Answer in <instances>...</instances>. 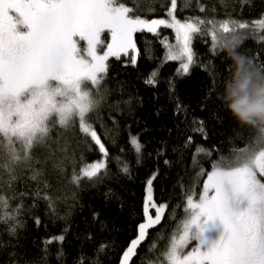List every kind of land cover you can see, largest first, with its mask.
<instances>
[{
    "label": "trees",
    "instance_id": "obj_1",
    "mask_svg": "<svg viewBox=\"0 0 264 264\" xmlns=\"http://www.w3.org/2000/svg\"><path fill=\"white\" fill-rule=\"evenodd\" d=\"M120 2L133 8L130 15L148 20L167 19L171 7L170 0ZM173 14L182 22L201 18L248 23L247 29H237L243 34L238 51L264 64V26L259 23L264 0H177ZM157 32L136 33L140 55L135 65L131 52L109 58L99 93L92 90L102 99L87 119L105 144L107 157L80 131L78 120L62 128L53 118L48 137L31 149L29 165L16 168L15 180L9 181L0 168V196L7 200L0 216L15 217L0 219V264H121L123 252L137 238L138 225L145 222L146 182L153 174V200L167 209L130 264H166L162 254L178 235L187 195L194 192L198 199L212 163L256 133L232 116L223 97L245 78L254 86L264 77L246 67L234 80L232 61L211 49L210 36L199 34L191 44L194 63L183 75L181 60L166 59V45L177 47L174 30L161 26ZM154 70L158 74L152 86L145 80ZM200 120L207 139L194 131ZM131 137L143 146L139 157ZM99 162L106 168L97 177L83 176L86 167ZM125 164L128 173L122 170ZM150 214L155 210L150 208ZM60 236L62 242L56 239ZM102 244L106 247L100 251Z\"/></svg>",
    "mask_w": 264,
    "mask_h": 264
},
{
    "label": "snow or ice",
    "instance_id": "obj_2",
    "mask_svg": "<svg viewBox=\"0 0 264 264\" xmlns=\"http://www.w3.org/2000/svg\"><path fill=\"white\" fill-rule=\"evenodd\" d=\"M170 5V19L148 20L130 15L133 8L120 0H0V168L9 181L16 179L18 166L29 165L31 149L48 137L53 118L62 128L78 120L80 131L90 136L104 157L108 156L87 119L102 97L94 95L88 85L99 93L109 57L120 59L131 52L135 65L140 55L136 33L158 35L161 26L173 29L180 46L166 45V59L181 60V74L187 75L194 63V34L210 36L215 51L229 36L241 40L243 34L237 29L249 27L246 22L228 19L191 18L182 22L173 14L177 0H170ZM206 23L210 27H202ZM259 23L264 26V20ZM104 33L109 34L110 42L102 39ZM101 46L106 49L103 54L98 53ZM248 61L254 73L264 77V64L251 58ZM157 74L154 70L145 83L155 86ZM176 112H181V105L177 104ZM195 123L199 126L194 131L207 139L204 121ZM255 129L245 144L212 163L198 199H194V192L187 195L186 215L178 235L162 254L167 264H264V182L258 178L264 177V129ZM191 142L192 137H188L187 143ZM129 143L139 157L143 146L138 137H131ZM105 168L104 162L92 163L83 170V176L95 178ZM122 170L128 173L127 164ZM31 178L37 179V174ZM155 178L153 174L146 182L145 222L138 225L137 238L123 252L121 264H130L148 230L162 223L167 204L158 205L153 200ZM73 182H79L76 175ZM6 205L7 200L0 196V206ZM150 208L155 210L154 216ZM14 218V213L0 216ZM214 220H219L226 235L209 245L204 234ZM56 239L62 242L63 236ZM193 241L192 250L182 254ZM105 247L102 244L100 251Z\"/></svg>",
    "mask_w": 264,
    "mask_h": 264
},
{
    "label": "clouds",
    "instance_id": "obj_3",
    "mask_svg": "<svg viewBox=\"0 0 264 264\" xmlns=\"http://www.w3.org/2000/svg\"><path fill=\"white\" fill-rule=\"evenodd\" d=\"M239 44V39L229 36L217 48L232 61L234 80L246 67L252 68L248 58L238 51ZM223 99L227 102L228 111L241 125L264 129V81L253 86L251 80L245 78L239 82L236 91Z\"/></svg>",
    "mask_w": 264,
    "mask_h": 264
},
{
    "label": "rangeland",
    "instance_id": "obj_4",
    "mask_svg": "<svg viewBox=\"0 0 264 264\" xmlns=\"http://www.w3.org/2000/svg\"><path fill=\"white\" fill-rule=\"evenodd\" d=\"M169 11H172L171 7H170V10ZM167 19H170V17H168ZM173 30V29H172ZM102 39H104V41L107 43V42H110V36L108 33H104L103 36H102ZM177 47H179V42L177 40V43H176ZM81 47L83 48L84 47V42H81ZM106 49L101 46L98 48V53L99 54H103V52L105 51ZM111 58V57H109ZM114 58V57H113ZM90 59V58H89ZM107 63V62H106ZM89 89L92 91L94 89H91V86L88 85ZM57 123V122H56ZM58 124V123H57ZM59 125V124H58ZM83 172V171H82ZM207 178V177H206ZM206 180V179H205ZM203 188V186H202ZM202 188H201V191H202ZM226 235L225 233V230L223 229V226L220 224L219 220H214V221H211L209 223V226H208V230L205 232V238H206V241L207 243L210 245L211 243H214L218 240H222L223 239V235ZM195 241H193L191 244H189L186 248L183 249V253L182 254H185L187 253L188 251L192 250V248L195 246ZM165 263L167 264V261L165 260Z\"/></svg>",
    "mask_w": 264,
    "mask_h": 264
}]
</instances>
